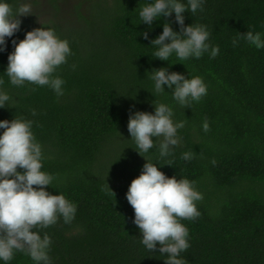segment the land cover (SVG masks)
<instances>
[{
  "label": "trees",
  "instance_id": "trees-1",
  "mask_svg": "<svg viewBox=\"0 0 264 264\" xmlns=\"http://www.w3.org/2000/svg\"><path fill=\"white\" fill-rule=\"evenodd\" d=\"M144 2L80 0L74 6V25L37 24L21 15L19 29L6 37L0 50V88L14 98V106L0 108V119L33 121L42 167L54 175L44 187L76 203L70 223L58 219L36 230L51 238L52 264H166V253L141 243L125 196L145 162L129 137L128 115L152 111V102H164L172 106L174 120L185 121L177 129L180 142L171 146L167 158L158 157V139L144 155L150 162L164 163L157 166L165 175L194 180L203 194L196 202L200 216L181 220L189 230V247L180 254L185 264H264V48L242 38L232 44L246 30L264 33V0H204L202 10H185L184 23L205 24L210 45H218L219 52L182 62L174 55L169 61L151 56L157 46L140 33L147 30L154 37L164 20L174 30L179 27L172 13L154 19L150 29L138 22ZM41 25L67 38L71 49L55 73L64 80L59 97L47 86L11 85L3 72L11 41ZM73 63L75 68L70 67ZM160 66L199 75L206 95L190 106L177 104L167 86L166 92L153 96L148 72ZM205 118L207 131L202 129ZM184 151L192 152V159H182ZM0 264L35 262L16 251Z\"/></svg>",
  "mask_w": 264,
  "mask_h": 264
},
{
  "label": "clouds",
  "instance_id": "clouds-1",
  "mask_svg": "<svg viewBox=\"0 0 264 264\" xmlns=\"http://www.w3.org/2000/svg\"><path fill=\"white\" fill-rule=\"evenodd\" d=\"M204 0H145L139 7V21L149 26L156 18L174 14L179 30L171 22H162V31L145 39L157 47L151 56L169 61L199 58L204 53L215 57L219 46L209 42V30L202 23H184V12L202 10ZM29 0H0V50L5 47L6 37L19 29L20 16L32 14ZM243 39L257 49L264 48V33L246 30L232 39L233 46ZM12 50L7 53L3 69L11 85L22 86L26 82L47 86L57 97L64 92V80L56 75L60 65L67 62L71 49L67 38L60 37L53 27H33L24 32L23 38L13 39ZM172 63V62H171ZM70 67L75 68L73 63ZM152 94L171 90L173 100L181 106H190L207 93V85L199 75L185 76L166 67L153 68L150 72ZM4 83L0 77V85ZM152 111L133 110L129 113L126 127L136 151L145 162L138 175L134 176L125 192L132 206V222L141 233V243L150 251L165 254L166 264H185L180 255L189 247V230L181 222L200 216L196 202L203 194L195 187L196 182L186 177L165 175L155 161L144 155L158 143V157L167 158L172 147L180 142L177 129L183 128L184 120L173 119V108L164 102L153 103ZM14 106V98L0 88V108ZM32 114L36 110L32 109ZM33 121L22 117L0 119V261L7 262L14 252L26 253L35 264H52L49 256L51 238L47 232L36 229L55 224L58 219L70 223L76 213V203L63 192H50L44 186L51 185L54 175L42 167V146L32 131ZM207 118L202 122L207 131ZM155 138V139H153ZM193 153L184 151L181 158L190 160ZM215 164V160L211 161ZM171 165L170 163H167ZM21 169V170H18Z\"/></svg>",
  "mask_w": 264,
  "mask_h": 264
},
{
  "label": "rangeland",
  "instance_id": "rangeland-1",
  "mask_svg": "<svg viewBox=\"0 0 264 264\" xmlns=\"http://www.w3.org/2000/svg\"><path fill=\"white\" fill-rule=\"evenodd\" d=\"M32 14H28L35 23H58L61 25L76 23L74 6L80 0H29ZM79 11L82 8L79 7Z\"/></svg>",
  "mask_w": 264,
  "mask_h": 264
}]
</instances>
